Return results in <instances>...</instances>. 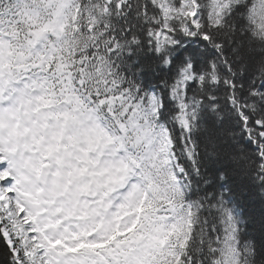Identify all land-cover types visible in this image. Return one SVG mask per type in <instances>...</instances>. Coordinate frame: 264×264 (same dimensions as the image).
<instances>
[{"label": "snow or ice", "instance_id": "obj_1", "mask_svg": "<svg viewBox=\"0 0 264 264\" xmlns=\"http://www.w3.org/2000/svg\"><path fill=\"white\" fill-rule=\"evenodd\" d=\"M0 264H264V0H0Z\"/></svg>", "mask_w": 264, "mask_h": 264}]
</instances>
